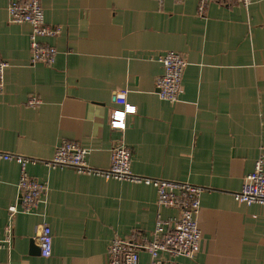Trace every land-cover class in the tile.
<instances>
[{
	"label": "crops",
	"instance_id": "obj_1",
	"mask_svg": "<svg viewBox=\"0 0 264 264\" xmlns=\"http://www.w3.org/2000/svg\"><path fill=\"white\" fill-rule=\"evenodd\" d=\"M249 8L210 0H42L48 26L59 34L52 66L31 62L29 24L10 22L0 0V61L9 66L0 93V151L38 160L28 173L47 183L37 209L24 213L20 166L0 161V264H106L109 244L133 232L150 235L158 216L153 186L52 169L64 141L90 152L97 169L111 164L122 134L111 127L115 93L126 89L137 112L125 142L139 176L189 182L204 189L198 215L201 248L188 264H264V208L235 195L264 146V0ZM175 51L188 65L183 93L159 97V58ZM40 98L37 107L27 104ZM18 212L10 218L9 207ZM164 219L176 215L161 209ZM52 228L53 250L41 255L37 226ZM142 264L149 255L141 253Z\"/></svg>",
	"mask_w": 264,
	"mask_h": 264
},
{
	"label": "built area",
	"instance_id": "obj_2",
	"mask_svg": "<svg viewBox=\"0 0 264 264\" xmlns=\"http://www.w3.org/2000/svg\"><path fill=\"white\" fill-rule=\"evenodd\" d=\"M158 1L163 4L166 0ZM175 1L181 3L185 0ZM209 2L210 0H199L200 14L204 12ZM229 2L249 8L253 1L229 0ZM8 15L11 23L29 24L32 27L31 62L52 66L56 62L58 51L54 46L40 39L58 35L59 29L47 25L42 0H10ZM159 61L164 71L156 80L157 94L161 99L175 103L183 93L182 84L188 65L187 59L178 52L169 51L161 55ZM8 66L7 62L0 61V93L5 88V73ZM128 93L126 89L115 93L117 107L112 111L110 125L122 136L112 146L109 168L97 169L90 166L87 161L90 151L77 141H64L56 148L53 159L43 162L52 169L69 167L79 174L97 176L106 180L129 181L155 188L158 216L153 232L150 235L133 232L126 239L115 238L109 244L106 264H142L143 251L149 255L148 264H188L179 259L192 261L200 251L202 233L198 215L204 189L189 182L144 177L132 171L133 149L125 142L124 135L128 128L127 118L135 114L137 108L129 103ZM40 103V98L35 95L30 96L27 101L29 107H37ZM129 108L134 111L130 112ZM0 161H13L20 166L18 189L22 201L21 211L24 213L35 211L48 192L47 183L40 182L27 170L30 164H35L38 160L0 151ZM235 197L239 202L248 205L259 204L264 208V146L260 148L254 171L245 177L243 186ZM161 209H174L177 213L164 219ZM8 210L10 218L19 211L16 205L10 206ZM11 238L10 224L6 227V240L0 238V250ZM36 239L42 257H50L53 250V233L49 224L42 223L37 226Z\"/></svg>",
	"mask_w": 264,
	"mask_h": 264
},
{
	"label": "snow or ice",
	"instance_id": "obj_3",
	"mask_svg": "<svg viewBox=\"0 0 264 264\" xmlns=\"http://www.w3.org/2000/svg\"><path fill=\"white\" fill-rule=\"evenodd\" d=\"M129 111L131 112V111H134V109H132V108H129ZM118 118H119V114H118Z\"/></svg>",
	"mask_w": 264,
	"mask_h": 264
}]
</instances>
